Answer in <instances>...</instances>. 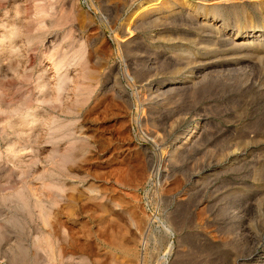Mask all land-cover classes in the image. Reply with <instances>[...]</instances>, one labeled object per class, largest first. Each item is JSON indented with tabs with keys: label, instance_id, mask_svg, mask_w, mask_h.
I'll use <instances>...</instances> for the list:
<instances>
[{
	"label": "rangeland",
	"instance_id": "obj_1",
	"mask_svg": "<svg viewBox=\"0 0 264 264\" xmlns=\"http://www.w3.org/2000/svg\"><path fill=\"white\" fill-rule=\"evenodd\" d=\"M0 264H264V0H0Z\"/></svg>",
	"mask_w": 264,
	"mask_h": 264
},
{
	"label": "bare ground",
	"instance_id": "obj_2",
	"mask_svg": "<svg viewBox=\"0 0 264 264\" xmlns=\"http://www.w3.org/2000/svg\"><path fill=\"white\" fill-rule=\"evenodd\" d=\"M149 7V6H148ZM148 7H146V9L148 8ZM163 8V7H162ZM154 13V12H153ZM192 137V136H191ZM186 138V137H185ZM184 140H186V139H184ZM188 140V139H187Z\"/></svg>",
	"mask_w": 264,
	"mask_h": 264
}]
</instances>
